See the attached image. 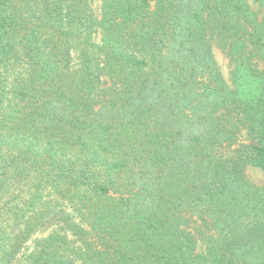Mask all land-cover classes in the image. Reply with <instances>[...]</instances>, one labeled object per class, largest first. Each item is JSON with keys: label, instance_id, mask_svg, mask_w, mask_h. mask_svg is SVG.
<instances>
[{"label": "trees", "instance_id": "obj_1", "mask_svg": "<svg viewBox=\"0 0 264 264\" xmlns=\"http://www.w3.org/2000/svg\"><path fill=\"white\" fill-rule=\"evenodd\" d=\"M252 1L0 0V264H264Z\"/></svg>", "mask_w": 264, "mask_h": 264}, {"label": "rangeland", "instance_id": "obj_2", "mask_svg": "<svg viewBox=\"0 0 264 264\" xmlns=\"http://www.w3.org/2000/svg\"><path fill=\"white\" fill-rule=\"evenodd\" d=\"M250 1H252V0H250ZM99 4H100V0H93L92 7H93L96 14H99ZM255 5H256V3H254V6ZM255 8H256V6H255ZM259 16H260V18H261V16H262V18H264V0H262V8H261V13L259 14ZM96 36H99L98 33ZM215 55H216L215 57H216V60L220 66L221 71L223 72V74L225 76H227L228 72L230 70V66L228 64L227 59L225 57H223V55L219 52H216ZM244 173H245V177L248 179V181L251 184H254L256 186H260L263 184L264 175L259 168L247 165L245 167ZM44 234H46V231L35 233L32 236V238L26 243V251L29 252L32 249L31 247H32L34 239H36V238H38Z\"/></svg>", "mask_w": 264, "mask_h": 264}]
</instances>
